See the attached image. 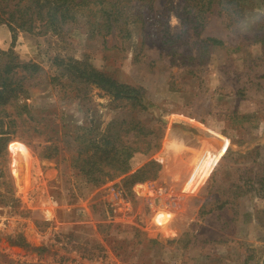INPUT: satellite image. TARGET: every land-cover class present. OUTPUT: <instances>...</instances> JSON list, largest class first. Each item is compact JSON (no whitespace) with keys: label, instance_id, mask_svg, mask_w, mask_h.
Returning a JSON list of instances; mask_svg holds the SVG:
<instances>
[{"label":"rangeland","instance_id":"rangeland-1","mask_svg":"<svg viewBox=\"0 0 264 264\" xmlns=\"http://www.w3.org/2000/svg\"><path fill=\"white\" fill-rule=\"evenodd\" d=\"M141 2L129 14L142 22L103 43L84 25L12 40L0 24V51L46 75L28 102L49 120L42 134L15 133L0 160V264H264V0L237 22L214 11L189 29L187 0ZM206 38L223 44L205 50ZM74 61L134 87L140 101L84 84L67 68ZM111 121L160 129L156 177L127 195L72 167L81 129ZM54 145L61 152L48 156ZM145 161L135 153L129 163Z\"/></svg>","mask_w":264,"mask_h":264},{"label":"trees","instance_id":"trees-1","mask_svg":"<svg viewBox=\"0 0 264 264\" xmlns=\"http://www.w3.org/2000/svg\"><path fill=\"white\" fill-rule=\"evenodd\" d=\"M131 1L0 0V24L8 28L12 40L17 32L59 34L66 33L75 26L84 25L88 28V39H99L98 41L103 43L111 30L115 29L117 34L124 38L128 36L126 25L142 22L139 20L140 16L131 17L129 14ZM136 1H142V4L148 6L151 3V0ZM251 1L187 0V11L182 12L180 20L185 29L200 27L206 21L207 15L215 11L218 15L222 14L229 24L234 23L242 17ZM263 27L264 25L259 26ZM203 43L205 50L209 51L214 46L223 44L216 38H206ZM67 68L76 73L84 84L100 86L118 100L135 103L140 101L139 92L134 87L117 82L86 62L74 61L68 64ZM45 77L38 65L30 61H20L12 53L0 51V160L5 156L7 142L19 130L25 135L30 132L42 134L48 125L46 112L34 109L28 102L29 87L44 83ZM81 130H84V133L77 136L79 148L71 162L72 167L87 182L99 187L117 181L115 185L120 186L124 195H127L130 194L134 183L156 177L160 164L153 160L151 155L160 148L159 128L148 129L132 121H111L103 132L91 133L86 128ZM121 133L124 134L122 138ZM128 133L134 138L131 142L124 140ZM132 143H141L144 146L141 148L133 146ZM52 147L53 153L48 156L61 152L57 145ZM135 153L147 156V161L133 169L129 161ZM2 175L3 171L0 169V178ZM3 185L6 192L11 190L7 184ZM235 194L239 196L242 192L236 190ZM209 211L210 209L203 213Z\"/></svg>","mask_w":264,"mask_h":264},{"label":"bare ground","instance_id":"bare-ground-1","mask_svg":"<svg viewBox=\"0 0 264 264\" xmlns=\"http://www.w3.org/2000/svg\"><path fill=\"white\" fill-rule=\"evenodd\" d=\"M21 150L20 148H14L13 150V155H12V164H13V175L16 177L17 176V170H16V167H17V162L18 160L20 159L21 157Z\"/></svg>","mask_w":264,"mask_h":264}]
</instances>
